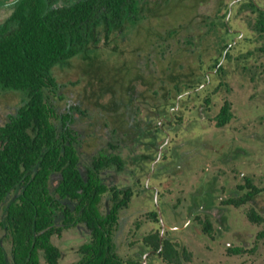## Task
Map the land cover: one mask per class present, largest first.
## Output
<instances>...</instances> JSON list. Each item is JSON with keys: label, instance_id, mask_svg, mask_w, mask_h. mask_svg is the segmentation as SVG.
Segmentation results:
<instances>
[{"label": "rangeland", "instance_id": "obj_1", "mask_svg": "<svg viewBox=\"0 0 264 264\" xmlns=\"http://www.w3.org/2000/svg\"><path fill=\"white\" fill-rule=\"evenodd\" d=\"M238 1L137 0V21L125 20L110 27L101 22L94 27L78 56L52 69L61 98H51V102L58 115L71 117L70 126L76 135L82 173L99 153L118 155L123 163L121 169H105L101 173L102 180L108 186L133 192L137 157L147 159L150 152L145 147L148 135L144 119L154 118L151 126L158 123L150 111L174 110L178 124L186 125L189 117L197 115L206 95L211 100L205 102L206 107L201 110L209 111L210 116L215 115L224 102L230 103L233 119L224 131L227 138L231 135L241 137L243 140L237 145L245 151L244 155L236 157L233 175L229 176L221 165L213 169L220 171L223 179L230 177V180L234 174L237 177L243 172L253 185L264 190V37L253 28V13L241 5L233 6ZM253 1L264 7V0ZM16 2L0 0V23L10 15ZM227 9H230L228 25L231 29L252 37L251 44L241 48L248 59L239 62L240 55L232 56L200 97H185L184 92L190 91V86L203 82V71L215 65L223 41L218 21ZM215 87L218 88L216 91L211 90ZM177 89L182 92L180 96L176 94ZM25 102L26 97L20 92L1 91L0 125L17 115ZM177 103L179 107L174 106ZM187 146L183 145V149ZM145 170L142 167V183ZM55 184L54 179L52 185ZM224 185L228 187V184ZM16 196L17 193H10L0 207V242L7 264L11 263L10 243L1 224L5 207ZM108 199L109 195L103 198V208ZM253 204L264 214V191L255 197ZM243 211L226 209L219 214L217 222H213L212 234L216 235L217 227H221L220 238L216 241L208 240L199 226L171 229L167 234L178 243L179 251L186 254L181 264H264V238H249L250 234L255 237L264 231V224L259 227L248 225L242 217ZM149 222L151 218L146 208L132 196L128 206L120 212L118 229L113 237L117 253L125 260L163 264L157 256L147 252L142 242L145 235L155 230ZM60 224L59 216L56 226ZM235 234L242 236L245 245L241 247L246 248V254L233 256L227 253L226 242H232ZM87 240L88 232L82 225L54 235L52 242L61 253L58 264L76 262L78 249Z\"/></svg>", "mask_w": 264, "mask_h": 264}, {"label": "trees", "instance_id": "obj_2", "mask_svg": "<svg viewBox=\"0 0 264 264\" xmlns=\"http://www.w3.org/2000/svg\"><path fill=\"white\" fill-rule=\"evenodd\" d=\"M238 5L256 15L254 30L264 37V7L250 0L233 6ZM137 12V0H17L0 23V92L26 97L17 115L0 125V207L10 193H17L5 207L1 224L10 243V264H58L61 253L52 237L77 225L85 227L88 240L79 247L73 264H141L121 257L113 239L132 191L108 186L101 177L107 168L121 169L122 159L99 153L82 173L71 117L58 115L51 102L61 98L52 69L78 56L96 25L134 22ZM229 13L227 9L218 21L222 48L215 65L203 71L204 82L220 75L232 56L240 55L239 62L248 59L241 48L249 46L252 37L231 31ZM210 85L190 86L185 97L196 98ZM176 94L182 92L177 89ZM226 109L227 105L222 107ZM59 216L61 224L56 226ZM249 218L260 221L252 210ZM203 226L210 232L208 223ZM142 242L163 264H179L178 248L160 241L158 230ZM0 264H7L1 242Z\"/></svg>", "mask_w": 264, "mask_h": 264}, {"label": "flooded vegetation", "instance_id": "obj_3", "mask_svg": "<svg viewBox=\"0 0 264 264\" xmlns=\"http://www.w3.org/2000/svg\"><path fill=\"white\" fill-rule=\"evenodd\" d=\"M253 16L256 18L255 14ZM208 82L210 80L206 79L200 87H204ZM217 87L211 90L216 91ZM215 95L213 93V96ZM207 98L208 96L205 95L204 99ZM225 105L227 109L222 110ZM204 106L206 107V103L203 100L197 115L189 117L186 125L178 124L179 119L176 118L177 112L174 110L163 113L150 111L154 113L158 123L151 126L154 118L144 119L145 132L148 135L145 147L150 150L149 157L144 159L143 156L138 155L136 160V188L132 196L146 208V213L151 218L149 223H153L155 230L159 231L160 241L165 239L177 248L178 243L167 234L171 229L184 230L187 227L199 226L208 240L216 241L220 238L221 227H217L216 235L212 234L213 222L216 223L219 214L226 209H244L242 217L250 226L259 227L264 224V214L253 204L255 197L264 190L253 185L250 177L243 172H240L237 177L234 174V182H232V178L231 180L230 177L223 179L220 171L213 169L214 166L221 165L229 176L233 175L236 157L245 154L241 145H237L243 139L235 135L227 138V133L224 131L233 119L230 103L224 102L213 116L209 115V111L201 110ZM179 113L185 114L187 111ZM216 129L221 131L216 132ZM183 145L189 147L183 149ZM178 162L183 165H179ZM142 167L146 169L143 183L140 181ZM222 175L225 176V173ZM221 182L228 184V187L225 188ZM231 186L232 189H230ZM220 191H222L221 194ZM251 210L257 214L259 222L251 221L249 218ZM182 221L184 223L178 225ZM204 223H208L210 232L205 231ZM151 233L145 235L143 239ZM254 236L250 234V240L262 239L264 231ZM241 237L235 234L232 242H226L228 254L233 256L246 254V248L241 247L245 245ZM147 252L155 255L152 250ZM179 252V264H181L186 254L183 253L184 251Z\"/></svg>", "mask_w": 264, "mask_h": 264}]
</instances>
